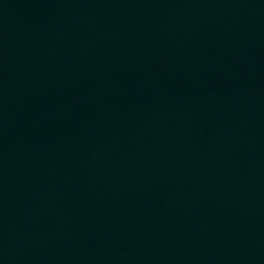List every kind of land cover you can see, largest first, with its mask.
I'll use <instances>...</instances> for the list:
<instances>
[{
    "label": "water",
    "instance_id": "water-1",
    "mask_svg": "<svg viewBox=\"0 0 264 264\" xmlns=\"http://www.w3.org/2000/svg\"><path fill=\"white\" fill-rule=\"evenodd\" d=\"M0 264H264V0H0Z\"/></svg>",
    "mask_w": 264,
    "mask_h": 264
}]
</instances>
